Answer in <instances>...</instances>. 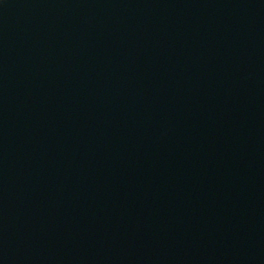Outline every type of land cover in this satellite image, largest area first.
<instances>
[{
  "label": "water",
  "instance_id": "1",
  "mask_svg": "<svg viewBox=\"0 0 264 264\" xmlns=\"http://www.w3.org/2000/svg\"><path fill=\"white\" fill-rule=\"evenodd\" d=\"M0 264H264V0H0Z\"/></svg>",
  "mask_w": 264,
  "mask_h": 264
}]
</instances>
